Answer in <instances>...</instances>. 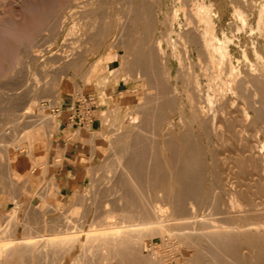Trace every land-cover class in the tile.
Wrapping results in <instances>:
<instances>
[{"label":"rangeland","instance_id":"rangeland-1","mask_svg":"<svg viewBox=\"0 0 264 264\" xmlns=\"http://www.w3.org/2000/svg\"><path fill=\"white\" fill-rule=\"evenodd\" d=\"M145 1L0 0V243L8 242L10 245H12V247H14L15 245H19L21 243L23 236L29 235V233H31L29 236H34V241L37 235L39 239L40 236H42V239L44 238L45 241L58 239V245L65 248L70 242H72V239L74 238L73 235L76 234L78 238L83 239V236L81 237L78 234V229L88 227L86 224L85 226L82 225L83 222L88 220L87 213L89 210H96V208L93 207L94 205H92L95 204L94 202L96 200V206H103L106 201L114 202L119 197V195H121V191L123 190V185H120L121 178L127 179V175H125L127 169L124 171L123 168L127 162L125 163L124 161H129L131 158L133 159V155L137 153L136 151L133 152L134 149L132 148L135 146L132 145H135L133 140H135V136L141 129V118H143V115L146 116V114L150 113V110L157 111V101H159V96H156L158 93H160L161 89V87L159 88L160 85L157 84V80L160 79L161 81H164V76H166L164 71V75L161 73L162 68H160V66L162 59H160V57L158 59V56H160L159 54L155 55V61L153 62V64L156 63L157 65V70L154 71H161L159 72L160 74L158 73V76H156V72H153V69L149 67L151 63L148 60H145L147 65L144 66L142 63L146 64V62H142V60L145 59L144 55L147 52L150 51L153 53V51L156 49L155 42L162 38L161 35L163 36V34L168 28H170V25L174 21L175 29H178V21L181 22V24H185L187 21V19H185L186 16L187 18H190V15L188 16L189 13H187L186 16H184L182 12H180L179 15H173L174 13H172L175 12L174 9H178L179 6H181L180 3L183 0L180 3L177 2L178 0ZM189 1L191 2L189 3ZM189 1H185V4L188 3L187 5H189L186 6L187 11H189L188 9L193 7V4L196 2L198 4L203 2H205L204 4H209L208 6L206 5L207 12L204 14H207L206 16L214 21L216 32L220 37H223V34H226V36L232 40H230L228 43L229 48L233 58L235 60H240L241 63L239 64V67L243 74H246L245 70L248 71L251 64L255 65L256 67L254 66V68L258 67V70L256 69L258 76L261 77L260 74H262L263 77L260 79L264 82V0ZM143 5H147L146 7H149V5L151 7L155 6L153 9L155 12L152 13V9L149 8V10L152 11L150 14L148 8L144 7ZM235 11L241 12V19L235 16ZM145 12L147 14H144ZM136 14H138L137 16L141 15L142 17L139 16V19ZM211 15L212 17L210 18L209 16ZM177 16L179 17L178 21H176ZM143 17L147 23H150L151 19L154 21L151 22V25L148 23L150 27H148L149 25H147V23H144ZM146 17L151 18L147 19ZM192 17H194V15H192ZM166 20L168 24L165 23ZM192 20L196 21V18L194 17ZM143 24H145V26H142ZM146 25L147 28L153 29V33L151 30L147 32L149 29H146ZM123 26L126 31L123 30ZM138 30H141L140 33H138ZM142 30L148 33L147 34L144 32L146 33L147 38L150 39L149 41L146 40L148 42L145 41L146 35L142 32ZM149 34L151 36H155L151 37ZM141 40L144 46H141L139 43ZM163 46L166 48V43H164ZM143 47L146 50H144ZM138 48L143 52L147 51L145 54L142 52V59L139 58L142 55H140L141 51H139ZM138 52L140 56L138 55ZM244 52L246 53L248 58L247 60H249L250 63L245 61ZM256 52L262 56L261 59L257 57ZM155 54H157V52ZM166 57L169 59L170 63L168 66L169 68L171 67L170 74L173 78L178 73V63L173 58V55L169 49L166 51ZM158 64H160V66H158ZM51 66L53 68H51ZM152 66H155V64ZM195 68L197 73H201V69L198 65L195 66ZM145 69L148 70V73H154L155 76L153 74L154 77H150L152 74H149L148 76L150 78H148V76L143 73ZM141 71L143 72L141 73ZM17 76L18 81L22 79L20 80V84L22 81V84L19 85L20 87L17 85L18 81L15 80ZM156 77L159 78L157 79ZM152 78H155L156 80ZM120 80L124 81L125 84L120 87L119 90H121V92H117V96L112 98L110 96V91L107 89L112 86H116ZM174 83L175 80L173 78V80H171L169 83L171 85L168 84L166 87H170L171 90ZM178 83L179 87L183 88V82L179 81ZM28 84L29 86H27ZM152 86L155 89H153ZM252 88H254L252 85L248 88H244L247 90L246 96L244 95L246 92H243V98L248 97V104L246 103L247 106H251L252 104L251 107L248 106L250 109H253L255 100L253 98L254 96ZM150 89L153 90L151 91ZM114 91H116V88H114ZM150 91L153 92V95L148 94ZM249 91L250 93H248ZM64 92L73 93L76 98L84 97L85 95L91 96V104L98 106L97 110L94 112V115L98 119L102 128L99 136L103 142V153L101 160H99L97 163H92L93 165L90 164L88 166L90 181L84 186L75 185L72 194L66 197H61L58 190L59 186L56 184V181L52 175L55 166L60 164L61 157L58 155L55 159V165H53L51 162L52 166L49 165L50 163L48 161V155L53 146L52 141L57 127H54L53 124H50L49 126L47 125V116L54 117V119L57 121L58 112L56 109L60 108V102L63 98ZM94 94H98V98L94 97ZM243 98L242 100L246 99ZM13 102H16V104ZM25 103L28 104L26 105ZM29 106L30 109H28ZM27 109L29 111L31 110V112H28ZM41 109H45V113H43ZM252 109L251 113L254 115V110ZM26 111L28 113H25ZM178 118L179 116L176 114V112L175 115L173 113V119L177 121ZM34 119H37V122L34 121ZM19 121L20 123H18ZM139 121L141 122L138 123ZM259 124L260 125L257 123L255 125L256 128L252 126L251 129L250 127V132H253V129L255 132L264 126L262 123ZM40 132L45 133V138L40 136ZM36 134H39L40 138L36 139L35 143L34 140L30 142L29 139H24L27 138V136L30 138V135L31 138H33ZM158 135L159 134H157L159 147L160 145L162 147L160 135ZM209 138L210 136H204L201 138L202 140H200L201 144L204 142L203 145L205 146V151L210 150V148L214 146V137L212 138L211 136V138ZM260 138L261 140H264L263 135H261ZM44 139L45 141H43ZM221 140L222 139L219 140L220 144L225 143V140H222V142ZM208 141L209 143H207ZM16 143H18V145ZM227 144L228 143L225 145L228 147ZM14 145H16L15 148L18 146L17 150L15 151L17 156V171L12 173L10 172L11 167L9 165L8 157L9 151L14 147ZM131 146L132 148H130ZM221 146L218 145L219 149L222 150L220 151L221 156H219L220 163L218 169H222V164H224L227 157L225 156L227 153L225 150L228 148L226 146H222L223 149L225 148V150H223ZM126 150L128 151V154ZM160 154L162 159L161 161L165 162V155H162V152H160ZM120 156L124 160L121 159ZM122 156H125L126 160ZM205 164H207V167H205L206 169H203V171L206 176L205 174L203 175L201 182L203 185L202 187H205L204 189H209L212 181V176L210 175L211 167L208 161ZM110 179L112 181H109ZM115 180L118 182V186H122L120 187L122 189L121 191L117 188L118 186L114 184L116 182ZM203 180H207L208 182ZM113 181L114 183H111ZM113 186L115 190H112ZM103 187L105 188L103 189ZM106 187L108 190H110L109 192L106 190ZM108 187H111V189ZM164 187L169 189V182H165L163 188ZM95 189H100L101 191L99 190L98 193V191ZM111 191L113 193L115 191L116 192L114 195H112L113 198L110 196L112 199L109 200L108 194ZM107 192L108 194H106ZM117 192L121 193L117 195ZM152 193H154V191H152ZM97 194L98 196L96 197ZM77 196H80L81 198H78ZM105 196L108 197V200H106L107 198H105ZM114 197H116V199H114ZM97 198L100 201H98ZM101 198L105 199L102 200ZM208 198L210 197H207V199ZM113 199L114 201H112ZM138 199L141 201L140 198ZM116 202L117 201H115V203ZM91 217L93 218L94 214L91 215ZM45 218L52 225L51 226L49 224L48 232L52 229L55 232L54 234H51L53 231H50V233L45 235ZM66 221H70L72 230L56 234L57 231H64V223ZM174 226L176 225L173 224L170 226V233H172L171 236L174 238H171L169 233L166 235V232H163L166 240L161 237L159 232L157 234L155 230L154 233L156 236H154L155 234L153 233L152 229H150L151 232L148 230L149 233H146L147 231L140 230V237L145 232V234L141 237V240H143L141 242H143L142 244L144 250L143 253H141L144 256H142L143 260H145L142 261V264H148V262L151 264H156L153 261H160L158 264H192L193 260L199 255V251L201 252L200 247H197L199 246V241L194 240L195 237L192 234V230L181 226ZM175 230H178L179 232H176ZM150 233H152V235ZM146 234H149V237L146 238ZM154 251L158 252V254ZM78 254L79 250L76 249L71 255L66 257L65 264H74L75 258ZM154 254L157 256L159 255V257L155 256ZM24 255L26 257L22 255L23 257L17 256L12 258L9 260V262H7V264H23L24 262L26 264H34V258L30 254ZM54 255H51L52 257L49 256V259L55 257V259L51 261L53 264H58L60 260H62L59 257L62 258L63 255H59V253H55ZM148 255L150 257H148ZM154 256L157 258V260L154 258ZM20 257H22L24 261L21 262L22 258L20 259ZM36 257L37 258L35 259L37 260H39V258L41 259L39 260L40 263L45 260L43 259V256L36 255ZM152 257L155 260H151ZM84 258L86 259V257H83L82 259ZM97 258L102 259L101 255H99ZM97 258H93L94 260H92L94 262H89V264H96L95 261L97 262L99 260ZM119 258L122 260V256ZM119 258L117 261L116 258H114V261L116 262H112L110 261L112 259H110L109 264H126L125 261H119ZM146 259H149L148 262ZM51 261H49V263ZM100 261L101 260H99L98 264L101 262L102 264L104 263L103 260L101 262Z\"/></svg>","mask_w":264,"mask_h":264},{"label":"bare ground","instance_id":"bare-ground-1","mask_svg":"<svg viewBox=\"0 0 264 264\" xmlns=\"http://www.w3.org/2000/svg\"><path fill=\"white\" fill-rule=\"evenodd\" d=\"M181 1L182 0H178L177 2L180 3ZM185 1L188 2L189 0ZM185 1L183 0L182 2L184 3H180L181 6H179L178 9H174L175 12H172V10L171 12L174 13L173 15H179L180 12H182L184 16L189 13L188 16L190 15V18H187L186 16V23L181 24V22L178 21L179 17L177 16L178 18L176 17V21H178V29H175L174 21L163 36L161 35L162 38L158 39L156 42L154 41L157 49L154 50L155 52L153 51L154 54L150 51H146L147 53L145 51L143 52L138 48V50L141 51L140 55H142L140 56L138 52V55L140 56L139 58H143V53H146L144 55L145 59L142 60V62L148 60L151 63L149 67L153 69V72H156L154 70H157L156 63H154L155 66H152L154 65L153 62L155 61V55L159 54L160 56H158V59L160 57L162 61L161 66L160 64H158V66L162 68V72L157 71L155 74L158 76V73L161 72L162 75L165 73L166 76H164V81H161L160 79V81L157 80V84L160 85H158L159 88L161 87L160 93H158L157 96L155 95L156 97L159 96V101H157V111L149 109L151 112L146 114V116H142L141 129L138 134L136 133V138L133 140L135 145H132L133 143L131 144L135 147L132 148L131 146L130 148L134 149L133 152L136 151L137 153L133 155V159L131 158L129 161H124L125 163L127 162L126 165L124 164L125 167H123L124 171L127 169V173L125 172L127 179L125 177V179L120 177V183L119 178V183L120 185H123L124 188L118 186L119 184L116 180L117 183H114V181L111 182L117 185L118 187H116L120 189V191L123 189L121 191L123 195L121 192H117V195H119V193H121V195H119V197L117 196V199L114 197V199H116L115 201H117L116 203L113 199L112 201L114 202L106 201L103 206H96L97 200L94 202L95 204H92L96 210L90 209L91 211L89 210L87 213L88 220L83 222V225L81 224L82 226H85L86 224L88 227L78 229V234L81 237L83 236V239L78 238L75 234L73 235L74 238L72 239V242L64 248L58 245V239L45 241L44 238L42 239V236H40L39 239L37 235L34 241V236H29L31 234L29 233V235L23 236L19 245H15L14 247L8 242L0 243V264H7L9 260L17 256L23 255L26 257L24 254H30L34 258V264H53L51 260L55 259V257L49 259V256L54 255L55 253L63 255L62 258L59 257L62 260L59 259L60 262L58 264H65L66 257L71 255L76 249L79 250V254L76 256L74 264H83V262L84 264H89V262L92 263L94 260L93 258H97L99 255H101L102 259H97L101 261L103 260V264H106L110 259H112L110 261L113 262L115 260L114 258H116L117 261L120 256H122V260L119 258V261H125L126 264H142V261L145 260L142 258L144 250L141 237L145 232L140 237V230L147 231L146 233H149V231L151 232L150 229L153 230V233L155 230L157 234L159 232L161 237L166 240L163 232H166V235L169 233V236H171L172 233H170V226L173 224L192 230V234L195 237L194 240L199 241V246L197 247H200L201 252L199 251V255L193 260L192 264H264V140H261L260 138L261 135L264 137V126L258 130L255 129V132L254 129L253 132H250L252 126L255 127L257 123L258 125H260L259 123L264 125V82L260 79L263 76L262 74H260L261 77L258 76V67L254 68L255 65L252 64L248 71L245 70L246 74H243L239 67V64L241 63L240 60H235L231 54L228 44L231 39H229L226 34H223V37H220L216 32L214 21L209 19L206 16L207 14H204L207 12L206 8L209 4H204L205 2H200L201 4H198L197 2L194 3L192 1L194 4L193 7L188 9L189 12L186 7L189 5H187L188 3L185 4ZM190 2L191 1H189V3ZM143 6L146 7L147 5ZM152 7L149 5V7L146 8H148V10L150 8L153 11L155 6ZM132 8L134 9L133 6ZM149 11L151 14L152 11ZM154 12L155 10L152 13ZM138 14H136V16ZM144 14L147 13L145 12ZM192 15H194L196 21L192 20L194 18ZM139 16L142 17L141 15ZM139 16L137 17L139 18ZM235 16L241 19V12L235 11ZM209 17L211 18L212 15ZM146 18L149 19L151 17ZM152 21L153 20L151 19L150 23H148L151 25ZM144 23L147 22L144 20ZM148 23L147 25H149ZM165 23H167V20ZM147 25L146 29L148 30L149 28H147ZM150 25L148 27H150ZM124 26L123 30L126 31ZM142 26H145V24ZM143 30V33L146 32ZM150 30L153 33V29H149L147 32ZM140 31L138 33H140ZM146 33L144 34L146 35ZM146 40H150L147 38V35L145 37V41ZM139 43L141 46L143 45L142 40ZM164 43H166V48L171 51L173 58L178 63V73L173 77L175 83L172 85L171 90L170 87H166L173 78L170 74L171 67L169 68L168 66L170 62L168 57H166L167 49L163 46ZM156 52L157 54H155ZM256 55L261 59L262 56L258 52H256ZM247 59L245 53V61L250 63ZM142 64L146 66L147 62L146 64ZM196 64L200 67L201 73H197L195 68V66H197ZM51 68L53 67L51 66ZM142 72L143 71H141V73ZM143 73L147 76L152 74L151 72L148 73V70L146 69ZM153 74L150 77H154L155 74L154 76ZM150 77L148 76V78ZM17 79L18 76L15 80ZM152 79L156 80L155 78ZM20 80H17L18 84L15 82L18 86L22 84V81L20 84ZM179 81L183 82V88L179 87ZM251 85L254 87L252 89L253 98L255 100L253 109L251 108L254 110V115H252L251 109L248 107L250 105L247 106L248 97H245L246 99L243 98V92H246L244 94L245 96L247 94V90L244 88H248ZM27 86H29V84ZM153 89L155 88L153 87ZM151 91L148 92V94H152L153 92ZM248 93H250V91ZM242 98L245 100H242ZM14 104H16V102ZM28 109H30V106ZM28 109L27 111L31 112V110L29 111ZM27 111L25 113H28ZM41 111L45 113V109H41ZM175 112L179 116L177 121L173 119V113L175 115ZM47 118L48 126L53 124L54 127H57V121L54 117L47 116ZM36 120L34 119V121ZM140 122L141 121L138 123ZM18 123H20V121ZM40 133L41 137L45 136L44 132ZM157 134L160 135V140L162 142V147L160 145L161 148L159 147ZM40 136L39 134H36L31 138L30 135V138L27 136V138L24 139H29L30 142L34 140L35 143L36 139L40 138ZM204 136H210V138L212 136V138L214 137L215 139L214 144L212 143L214 146L207 151L204 149V142H202L203 144L200 142V140H202L201 138ZM220 139L225 140V143L220 144ZM43 141H45V139ZM207 143H209V141ZM226 143H228V147L225 145ZM16 144L18 145V143ZM218 145L226 146L228 148L225 150V148L223 149L221 146L223 150L227 151L225 155L227 157L224 164H222V169H218L220 163L219 156H221L220 151H222L219 149ZM15 147L16 145H14L9 151L8 157L9 165L11 167L10 172L12 173L17 171V156L15 151L18 146L17 148ZM160 152L163 153L162 155H165V162L161 161ZM122 157L126 160L125 156ZM207 161L211 167L210 175L212 176V181L209 189H204L205 187H202L203 185L201 181L205 174L203 169H206L205 167H207V164L205 163H207ZM111 179L109 181H112ZM165 182H169V189L165 187L163 188ZM114 186L112 190H115ZM111 187L108 188L111 189ZM120 187H122V189ZM104 188L105 187H103V189ZM95 190L99 193L98 189ZM106 190H108L107 187ZM109 191L110 190H108V192ZM152 191H154V193H152ZM108 192L106 194H108ZM114 193L111 191L109 193L110 195L108 194L109 200L113 198L112 195H114ZM97 196L98 194L96 197ZM207 197H210L208 198L209 200ZM105 198L108 200V197L105 196ZM138 198H140L141 201ZM98 201L100 200L98 199ZM153 201L156 202L154 203ZM93 214L94 217L92 218L91 215ZM45 223L46 227L44 228V231L46 235L53 230L50 228L51 230L48 232L50 223L47 219L45 220ZM64 226V231H57L56 234L72 230L70 221H66ZM54 233L55 232L53 231L51 234ZM150 234L152 235V233ZM154 236H156V234ZM147 237H149V234H146V238ZM171 238L174 237L171 236ZM155 253L158 254V252ZM36 255L43 256V259H45L43 260L44 262L42 261V263H40L39 260L41 259L39 257V260L35 259L37 258ZM154 255L157 256L156 254ZM155 256L154 258H156ZM22 257H20V259ZM83 257H86V259H82ZM148 257L150 256L148 255ZM157 257H159V255ZM99 260L97 262L95 261V263L98 264ZM146 260L148 262L149 259ZM151 260L155 259L152 257ZM22 261H24L23 258L21 262ZM49 261L51 262L49 263ZM110 261L107 264H109ZM153 262L158 264L160 261ZM149 263L150 262H148V264ZM100 264H102V262Z\"/></svg>","mask_w":264,"mask_h":264},{"label":"crops","instance_id":"crops-1","mask_svg":"<svg viewBox=\"0 0 264 264\" xmlns=\"http://www.w3.org/2000/svg\"><path fill=\"white\" fill-rule=\"evenodd\" d=\"M124 84V81L120 80L116 86L108 88L110 96L112 98L117 96V92H121L119 89ZM63 94L60 108L56 109L58 112L57 130L48 161L50 166H52L51 162L55 165V159L60 155L61 162L55 166L52 175L59 186V195L66 197L72 194L75 185L84 186L90 181L88 166L102 159L103 142L99 136L102 129L101 124L96 116L84 125L76 120H70V115L75 111L79 102H83V99H92V97L85 95L76 98L70 92ZM94 97L98 98V94H94Z\"/></svg>","mask_w":264,"mask_h":264},{"label":"built area","instance_id":"built-area-1","mask_svg":"<svg viewBox=\"0 0 264 264\" xmlns=\"http://www.w3.org/2000/svg\"><path fill=\"white\" fill-rule=\"evenodd\" d=\"M91 103V98L83 99V102H79V105L76 107L75 111L71 113L70 120H76L79 124L83 125L92 121L95 118L94 112L98 106Z\"/></svg>","mask_w":264,"mask_h":264}]
</instances>
